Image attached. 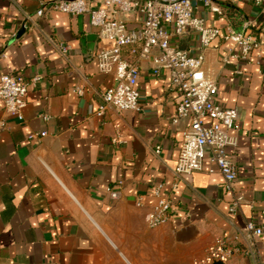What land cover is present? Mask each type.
Instances as JSON below:
<instances>
[{
  "label": "crops",
  "instance_id": "obj_1",
  "mask_svg": "<svg viewBox=\"0 0 264 264\" xmlns=\"http://www.w3.org/2000/svg\"><path fill=\"white\" fill-rule=\"evenodd\" d=\"M50 1L0 0V74L38 77L26 92L22 120L0 100V264H212L206 257L216 238L235 244L231 235L247 221L264 227V3L214 0L220 11L212 12L192 1L207 25L252 36L257 46L245 58L221 34L205 49L195 31L172 38L192 55L203 53L217 83L215 102L238 111L229 131L237 144L226 148L237 178L226 191L207 159L201 169L174 173L187 120L172 121L178 93L167 71L153 72L150 58L139 63L140 109L96 114L114 81L94 56L114 43L100 36L88 13L49 10ZM119 17L142 27L135 11ZM60 43L69 47L65 54ZM117 136L124 142H112ZM156 183L171 210L151 227ZM221 261L264 263V232L251 253L235 251Z\"/></svg>",
  "mask_w": 264,
  "mask_h": 264
},
{
  "label": "built area",
  "instance_id": "obj_2",
  "mask_svg": "<svg viewBox=\"0 0 264 264\" xmlns=\"http://www.w3.org/2000/svg\"><path fill=\"white\" fill-rule=\"evenodd\" d=\"M192 1L51 0L47 9L71 15L88 13L90 24L99 30L100 36L114 43L112 48L101 49L94 56L98 70L111 74L114 81L102 92L97 115H102L107 108H112L118 113L140 109V92L136 85L141 60L150 58L154 73L167 71L170 88L178 93L172 121L176 123L180 119L187 120V125L182 131L183 139L174 173L180 176L201 169L207 159L212 165L209 171L217 170L223 177V188L231 191L237 171L227 155L226 148L237 144V138L230 135L229 131L236 127L238 111L236 108H226L215 102L217 83L204 69L203 53L192 55L177 47L172 38L192 30L197 32L200 47L205 49L221 34L224 40L241 46L242 58H245L257 43L249 34L231 29L222 32L217 26L207 25L202 17L194 14L196 5ZM200 1L202 6L210 11H220L214 0ZM253 1L256 4L264 3V0ZM44 9L37 10V14H42ZM134 11L142 18V27L138 29L129 27L127 22L119 17ZM23 28L28 26L23 24ZM68 48V45L59 44L62 54H65ZM233 57L234 55H229L224 62L228 63ZM37 80V76L26 81L20 74H0V100L5 112L22 120L26 92ZM81 92L80 88L76 90L77 94ZM42 118L47 120L49 116L43 115ZM112 142L124 141L117 136ZM158 151L159 146H156L155 152ZM162 187V183H156L152 187L156 201L148 218L151 227L159 226L170 217L171 201L162 194ZM106 190L112 198L118 197L117 191L110 187ZM237 203L235 200L232 207ZM135 204L141 206L142 198L138 197ZM263 232L264 227L247 221L231 235L230 239L235 244L224 238H216L208 250L206 261L226 260L235 251L251 253L252 245ZM240 239H245L243 246L236 244Z\"/></svg>",
  "mask_w": 264,
  "mask_h": 264
},
{
  "label": "water",
  "instance_id": "obj_3",
  "mask_svg": "<svg viewBox=\"0 0 264 264\" xmlns=\"http://www.w3.org/2000/svg\"><path fill=\"white\" fill-rule=\"evenodd\" d=\"M212 264H222V261L221 260H216V261H213Z\"/></svg>",
  "mask_w": 264,
  "mask_h": 264
}]
</instances>
